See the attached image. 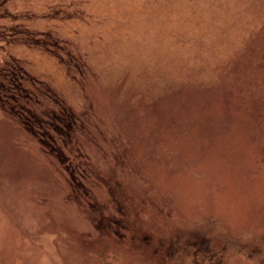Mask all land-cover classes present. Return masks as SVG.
I'll return each instance as SVG.
<instances>
[{
  "label": "rangeland",
  "instance_id": "374dc122",
  "mask_svg": "<svg viewBox=\"0 0 264 264\" xmlns=\"http://www.w3.org/2000/svg\"><path fill=\"white\" fill-rule=\"evenodd\" d=\"M6 9L1 31L46 44L0 66L79 130L50 154L0 110V264H264V0Z\"/></svg>",
  "mask_w": 264,
  "mask_h": 264
},
{
  "label": "trees",
  "instance_id": "16d2710c",
  "mask_svg": "<svg viewBox=\"0 0 264 264\" xmlns=\"http://www.w3.org/2000/svg\"><path fill=\"white\" fill-rule=\"evenodd\" d=\"M9 2L10 0H0V50L3 51L14 43H21L28 48H40L38 42L41 41L44 43V40L35 39L34 34L30 36V34H32L31 32L26 31L21 33L14 30L5 32L6 29L1 31L4 27L2 26V21L8 16L6 7ZM44 50L51 52L45 48ZM65 68L66 71H68L67 67ZM34 81L35 80L31 78L25 68H22L15 60L11 63L8 62V64L1 65L0 110L3 114L9 116L13 113L12 115H14L16 119L22 121L23 128L33 138L38 139L44 151L47 150L50 154H52L53 151H57L59 156H61L63 151L61 152L58 148H60V146L62 148L65 146L67 147V141L71 137V132L79 130L77 128L78 122L76 116L65 107L62 100L54 96L52 91L38 84L37 88ZM29 82L32 83L29 85ZM33 86L37 89L33 88ZM40 97H42L43 100L52 101L58 111L56 113H47L41 107L39 101ZM41 108V112L38 113L37 111ZM53 148L54 150H52ZM61 164L64 163L61 161ZM73 168H76V174ZM72 170L73 172L70 176L73 180V186L77 183V178L81 180L87 177V174L84 175V173L80 175V171L77 167L73 166Z\"/></svg>",
  "mask_w": 264,
  "mask_h": 264
}]
</instances>
